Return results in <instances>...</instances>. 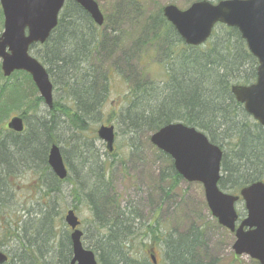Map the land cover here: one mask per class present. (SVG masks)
Here are the masks:
<instances>
[{
    "label": "trees",
    "instance_id": "16d2710c",
    "mask_svg": "<svg viewBox=\"0 0 264 264\" xmlns=\"http://www.w3.org/2000/svg\"><path fill=\"white\" fill-rule=\"evenodd\" d=\"M137 3L139 0L121 3L109 30L106 19L99 27L80 5L66 2L49 40L31 49L47 68L54 90L59 86L64 93L62 99H54L53 108H47L45 116L40 114L43 100L30 75L16 72L4 78L0 69V229L6 236L0 245H8L6 264H70L73 250L71 231L63 218L66 207L56 203V195L66 183L72 186L74 200L84 201L92 213L93 231L87 249L95 253L99 264H154L151 255H156L157 244L163 250L158 264H218L206 253L205 230L194 224L185 232L163 233L159 220H154L144 225L140 235L141 216L136 208H122L120 196L111 193L112 181L107 175L114 163L107 153L106 159L101 160L91 149H85L81 167L82 171L87 169L85 179L79 175L74 179L69 174L60 180L51 171L48 153L51 146L60 144L59 130L72 131L73 139L78 137L75 132L85 134L92 121L99 122L110 92L112 69L125 76L130 87L127 104L118 119L131 135L133 155L139 150L137 138L141 135L150 140L163 127L183 123L203 132L223 150L221 190L238 194L244 187L264 181V128L246 113L231 92L233 85L252 84L257 78L258 62L240 32L219 25L206 45L187 46L160 8L146 24L151 38L138 39L133 48L139 60L144 61L156 48L161 52L165 81L158 84L143 71L136 73L129 55H115L124 37L120 24L129 21V7L136 8ZM141 11L137 9L136 16ZM2 21L0 9V25ZM17 114L26 123L35 118L38 125L29 123L22 134L7 131L6 121ZM62 154L69 170L67 153L62 150ZM160 154L170 166L161 172L158 190L169 196L182 177L172 159ZM20 167L39 172V197L35 200L38 210L33 214L31 208L10 209L14 191L9 179L16 178ZM166 182L168 187L161 186ZM139 235L151 241L150 258L140 260L133 255L132 242Z\"/></svg>",
    "mask_w": 264,
    "mask_h": 264
},
{
    "label": "water",
    "instance_id": "95a60500",
    "mask_svg": "<svg viewBox=\"0 0 264 264\" xmlns=\"http://www.w3.org/2000/svg\"><path fill=\"white\" fill-rule=\"evenodd\" d=\"M67 1L80 5L97 26H103L105 17L95 0H0L4 16V31L0 36L3 75L8 78L18 71L28 73L49 109L54 105V87L47 69L31 55L30 49L49 40ZM163 15L191 47L206 44L218 24L238 29L250 53L258 60L257 80L251 85H234L231 91L236 101L244 105L245 111L264 128V0H223L218 4L200 1L184 11L168 5L164 7ZM8 129L22 133L25 129L23 118L13 117ZM98 137L112 153L116 139L114 126H101ZM150 141L172 158L177 173L184 180L203 185L212 216L219 225L235 234V254L264 264V182L245 187L239 196L221 191V148L202 132L182 123L163 127L151 136ZM48 164L60 180L68 177L59 146L50 148ZM240 199L247 211L242 221L236 211ZM65 222L73 231L70 264H99L95 253L83 245V232L78 228L80 221L74 210L67 212ZM7 262L8 256L0 249V264Z\"/></svg>",
    "mask_w": 264,
    "mask_h": 264
},
{
    "label": "rangeland",
    "instance_id": "374dc122",
    "mask_svg": "<svg viewBox=\"0 0 264 264\" xmlns=\"http://www.w3.org/2000/svg\"><path fill=\"white\" fill-rule=\"evenodd\" d=\"M127 1L96 0L105 16L109 30L110 26H112L111 21L113 17L119 12V5L121 3L126 5L125 2ZM195 1L198 0H139V3L135 6L136 8H128L129 11L132 10L130 11L129 21L120 24L119 29L123 32L124 37H122L119 48L115 49V55L120 56L123 53L129 55L135 66L134 71L136 73L137 70L139 72L143 71L147 74V78L154 80L158 84L165 81L161 52L156 48L153 53L151 52L150 57L144 61V58L139 60V55H135L133 48H135L138 39L147 38L148 40L151 38L148 25L146 24L147 22L149 23V19L151 21L152 16L158 14L160 8L174 5L180 10H186ZM209 1L213 2L212 0ZM137 9H142L139 16H136L135 11ZM2 32L3 21L0 25V35ZM31 54L37 57L34 51ZM1 63L2 60L0 59V69ZM110 76V92L101 109L102 113L99 122L92 121L85 134L75 132L78 137L73 139H71L73 135L72 131H68L67 129L59 130L61 138L59 146L61 150L67 153L70 163L69 174L74 179L78 175L83 179L87 177V169L81 170L82 163H84L82 154H85V149H91L92 153L99 155V157H96L101 158V160L106 159L105 154L107 153L110 161L114 163L113 170L107 175V178L112 181L113 189H111V193L120 196L122 208H125L126 205L136 208L141 216L140 223L137 221V223L142 224L140 235L144 233V225L150 222L153 223L154 220H159L160 230L163 233L170 230L185 232L194 224L205 230L206 253L209 257L215 258L218 264H258L246 255L237 256L235 254L233 250L235 236L220 226L217 219L212 216L205 199L204 187L201 183H190L182 179L177 188L169 196H165L158 190L161 172L169 168V162L151 144L150 140H147L146 135H141V137L137 138L139 150L137 154L133 155L132 148H130L133 143L131 135L127 134L125 126L118 119L120 112L127 104L126 97L130 87L124 81L125 76H119L114 69L111 70ZM63 95L64 93L60 87H56L54 98L62 99ZM41 105L40 114L41 116H45L47 107L44 103ZM11 117L5 123L6 130ZM29 123L32 126L38 125L35 118H30L26 123V127L29 126ZM102 125H113L115 127L116 142L115 150L112 154L108 153L106 144L97 136V132ZM87 158H89V154L85 155V159ZM19 169L20 171L16 173V178L9 179L10 189L14 191V198L10 209L20 211L24 208H31V213L33 214V212H37L38 210V207H35L37 202L35 200L39 197L38 192H36V186L38 185L37 178L39 176L37 173L39 172L34 171L35 169L23 167ZM169 185V182H166L161 186L165 188ZM71 192L72 186L68 183L64 184L62 192L56 195V198L58 197V202L56 203L62 208L66 207L63 218L69 208L74 209V206H76L75 211L81 221L80 229L84 233L83 242L88 247L91 242L89 235L93 231L90 224L92 213L84 201L81 203L76 202L71 196ZM42 203L45 204V202ZM236 209L242 218L245 217L246 210L243 202L238 203ZM156 214L157 216H155ZM56 226H60L58 218ZM140 235L132 242V252L133 255H137L140 260H143L146 257L150 258L148 250L151 241L147 238H142ZM5 241L4 230L0 229V243ZM0 247L4 252L8 253L7 242L3 246L0 245ZM161 250L162 247H158L157 244L155 251L157 264L161 262Z\"/></svg>",
    "mask_w": 264,
    "mask_h": 264
}]
</instances>
